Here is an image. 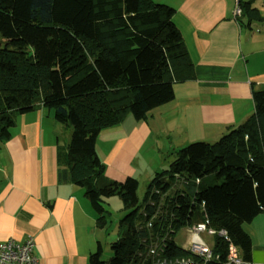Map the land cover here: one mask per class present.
<instances>
[{"label":"trees","instance_id":"obj_1","mask_svg":"<svg viewBox=\"0 0 264 264\" xmlns=\"http://www.w3.org/2000/svg\"><path fill=\"white\" fill-rule=\"evenodd\" d=\"M240 0L247 22L261 16ZM174 8L155 0H0V140L17 114L40 107L70 128L57 148L59 172L83 188L104 228L107 198L118 196L127 213L112 256L98 242L88 264H153L189 259L229 264L228 244L241 264H251L244 229L264 210V85L252 89V113L214 142L194 141L168 156V167L148 181L142 200L138 180L104 175L95 142L126 114L143 120L174 97L173 82L192 77ZM206 218L227 239L209 236L204 263L177 245L175 233ZM233 264V263H230Z\"/></svg>","mask_w":264,"mask_h":264},{"label":"crops","instance_id":"obj_2","mask_svg":"<svg viewBox=\"0 0 264 264\" xmlns=\"http://www.w3.org/2000/svg\"><path fill=\"white\" fill-rule=\"evenodd\" d=\"M174 8L192 63V77L173 82L171 101L143 120L130 114L103 129L95 142L106 178L127 176L144 188L172 152L194 141L214 142L253 111L252 89L264 85V0L252 4L261 19L235 20L234 0H155ZM65 127L40 107L15 116L0 140V241L31 237L39 264H88L101 243L82 187L58 170ZM70 135V132L67 136ZM64 140V142H63ZM251 264H264V210L244 225Z\"/></svg>","mask_w":264,"mask_h":264},{"label":"built area","instance_id":"obj_3","mask_svg":"<svg viewBox=\"0 0 264 264\" xmlns=\"http://www.w3.org/2000/svg\"><path fill=\"white\" fill-rule=\"evenodd\" d=\"M234 9H233V17L235 20H239L242 14V8L240 6V0H234ZM206 218L200 220L197 223L191 225V233L192 240L189 242L187 246V250H189L194 256L201 258L203 263L206 260L212 258V252L208 244L206 243V239H202L200 236L201 233L205 234L206 237L212 236L215 233L220 235L223 238L227 237V233L224 229L215 230L210 227ZM189 228V227H187ZM227 239V238H226ZM34 240L29 237L26 240L19 242L14 239H8L0 241V264H39V258L34 253ZM226 261L230 264H241V260L237 255V251L235 246L229 242L228 244V253L226 255ZM153 264H202L200 262H195L193 260H185V259H177L174 260H166V259H157Z\"/></svg>","mask_w":264,"mask_h":264},{"label":"rangeland","instance_id":"obj_4","mask_svg":"<svg viewBox=\"0 0 264 264\" xmlns=\"http://www.w3.org/2000/svg\"><path fill=\"white\" fill-rule=\"evenodd\" d=\"M251 2H252V4L253 3L258 4L260 1L251 0ZM255 22H257V21H255ZM1 42H3V38L0 36V43ZM126 115H128V114H126ZM64 131L66 133L65 137H67V139L69 140L70 135L67 136V134L70 132V128H65ZM63 142H64V140H63ZM167 165L168 164H166V167H168ZM143 193H144V188H142V185H140L137 188V196H138L140 201L142 200ZM106 200H107V204L105 203L104 206H105L108 213L106 216L105 227L103 230L100 231L101 243L103 246V252H102V258L103 259H108L109 257L112 256L110 243L115 241V239L117 238V233H118L117 231H118L119 222H120L121 218L127 213V210H124L122 208V204H121V201H120L118 196H112V197L107 198ZM191 228L192 227L181 228L174 235L175 243L177 245L181 246L182 248L186 249V250H187V246L189 245V242H191V240H192L191 233L188 231V230L191 231ZM200 236L203 237L202 239H204V240L206 239V242L209 243V238L206 237L205 234L201 233Z\"/></svg>","mask_w":264,"mask_h":264},{"label":"clouds","instance_id":"obj_5","mask_svg":"<svg viewBox=\"0 0 264 264\" xmlns=\"http://www.w3.org/2000/svg\"><path fill=\"white\" fill-rule=\"evenodd\" d=\"M187 228V227H186Z\"/></svg>","mask_w":264,"mask_h":264}]
</instances>
